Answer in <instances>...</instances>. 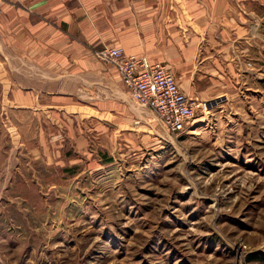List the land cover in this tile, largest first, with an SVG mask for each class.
I'll list each match as a JSON object with an SVG mask.
<instances>
[{
	"label": "rangeland",
	"instance_id": "1",
	"mask_svg": "<svg viewBox=\"0 0 264 264\" xmlns=\"http://www.w3.org/2000/svg\"><path fill=\"white\" fill-rule=\"evenodd\" d=\"M251 7L253 38L207 68L253 87L190 134L71 79L55 103L43 75L0 76V264H264V6Z\"/></svg>",
	"mask_w": 264,
	"mask_h": 264
},
{
	"label": "crops",
	"instance_id": "2",
	"mask_svg": "<svg viewBox=\"0 0 264 264\" xmlns=\"http://www.w3.org/2000/svg\"><path fill=\"white\" fill-rule=\"evenodd\" d=\"M252 4L261 8L264 0H0V76L43 75L55 82L48 97L55 103L66 102L59 95L71 79L77 92L83 87L88 99L111 109L131 98L117 69L95 51L118 46L167 67L181 91L203 96L209 110H224L228 93L252 83L230 78L240 76L238 68L208 69L207 63L228 60L231 47L253 38ZM27 98L25 106L35 104L29 92ZM206 121L207 115L195 118L185 134Z\"/></svg>",
	"mask_w": 264,
	"mask_h": 264
},
{
	"label": "built area",
	"instance_id": "3",
	"mask_svg": "<svg viewBox=\"0 0 264 264\" xmlns=\"http://www.w3.org/2000/svg\"><path fill=\"white\" fill-rule=\"evenodd\" d=\"M95 55L117 69L129 98L152 112L168 133L183 134L192 120L208 114V102L185 95L165 66L150 64L144 57L124 54L118 46L103 47L95 51Z\"/></svg>",
	"mask_w": 264,
	"mask_h": 264
}]
</instances>
